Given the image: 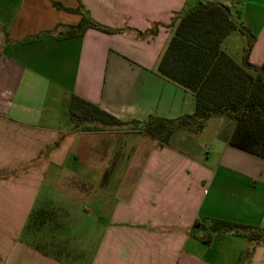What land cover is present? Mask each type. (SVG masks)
Segmentation results:
<instances>
[{
  "label": "crops",
  "instance_id": "0c3cea01",
  "mask_svg": "<svg viewBox=\"0 0 264 264\" xmlns=\"http://www.w3.org/2000/svg\"><path fill=\"white\" fill-rule=\"evenodd\" d=\"M203 1L242 25L264 17V0H0V264H264V159L228 144L233 121L162 144L139 129L82 131L69 114L72 95L128 123L194 114L195 96L158 64L173 26ZM55 3L111 31L65 38L83 16ZM247 31L249 61L262 66L264 23ZM88 205L100 238L86 248L67 233ZM215 219L262 237L193 230Z\"/></svg>",
  "mask_w": 264,
  "mask_h": 264
},
{
  "label": "trees",
  "instance_id": "16d2710c",
  "mask_svg": "<svg viewBox=\"0 0 264 264\" xmlns=\"http://www.w3.org/2000/svg\"><path fill=\"white\" fill-rule=\"evenodd\" d=\"M55 6L64 8L58 3ZM64 10L83 16L65 38L82 36L89 28L111 31L87 18L80 7ZM173 27L174 35L160 57L158 74L195 96L194 114L172 120L151 117L144 124L128 123L78 95H72L69 114L76 123L75 128L96 132L113 128L139 129L150 138L169 144L178 131L186 129L198 133L206 128L209 120L222 117L235 125L228 144L264 159V65L249 61L254 36L233 17L228 6L218 1L198 3L188 9ZM235 32H241L248 38L241 63L236 62L222 47L223 41ZM197 229H209L219 235L234 231L250 241L259 240L263 234L218 219L210 221L208 227L197 220L193 230ZM204 243L208 245L210 241Z\"/></svg>",
  "mask_w": 264,
  "mask_h": 264
},
{
  "label": "rangeland",
  "instance_id": "374dc122",
  "mask_svg": "<svg viewBox=\"0 0 264 264\" xmlns=\"http://www.w3.org/2000/svg\"><path fill=\"white\" fill-rule=\"evenodd\" d=\"M237 18L238 15H234ZM234 17V18H235ZM249 18L252 21H250L249 26L252 29H258L260 26L263 25L264 23V17L261 16H243V25L245 27V29L248 30L247 25L245 24V18ZM254 21V22H253ZM241 33V32H240ZM236 35H241L239 34V32H237ZM242 34L241 36H238L239 38H237L238 40H235V38H232V40H227L228 42H226V44H223V49L226 52L228 50V52L230 53V55L232 56V58L238 62V57L244 53L245 55V49L247 47V40L248 38H246V36H244ZM237 37V36H236ZM204 138L207 139L205 140L204 138H201L199 140V149L201 148L204 152H208L210 146H208V139H209V135H210V131H206V133H204ZM134 178V176L131 173L126 174V179L124 180L125 182H129L132 181ZM88 208L92 211V215H90V217H86L88 219L86 220H77L75 221L74 225L69 227V230L67 233L68 235H71V237L75 238V240L80 241L86 248L87 247H91V245H94L93 243H95L99 238L97 237V231L95 230V226L97 225L99 221V214H95V212H97V210L95 209L94 205H88ZM85 212V211H84ZM85 215H87V212L85 213ZM52 231V230H51ZM49 234H51L52 240H53V247L54 249H56V246L58 248V246H60V243H57L55 241L54 244V239H55V235H54V231H52L51 233L49 232ZM72 238V239H73ZM46 241L47 240H42L40 244L42 247L46 248L49 250V247L46 245ZM62 245V244H61Z\"/></svg>",
  "mask_w": 264,
  "mask_h": 264
}]
</instances>
